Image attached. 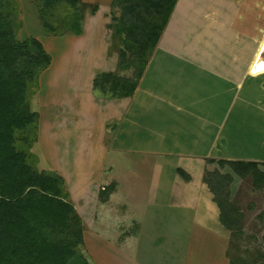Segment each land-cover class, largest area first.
Wrapping results in <instances>:
<instances>
[{"label": "rangeland", "instance_id": "rangeland-1", "mask_svg": "<svg viewBox=\"0 0 264 264\" xmlns=\"http://www.w3.org/2000/svg\"><path fill=\"white\" fill-rule=\"evenodd\" d=\"M80 1L86 5L81 36L47 35L38 14L35 16L32 13L30 7L35 8V5L28 3H24L25 5L22 7L19 4L20 16L16 27L18 38L21 41L36 36L44 30L46 35L44 46L53 59L51 66L40 75L39 88L30 98L32 111L39 115L37 141L32 148V153L37 160L36 167L39 171L54 172L64 179L69 201L74 205L84 225V243L79 248V253L90 264H112L111 261L113 260L114 263L115 260L112 255L116 250L122 251L123 254L134 260L135 246L133 242H136V237L140 234V230H137L138 226L131 224L132 219L122 221L125 217H119V214L126 212V206H123L120 198L121 192L126 194V186H122L123 190L121 191L120 185L112 182L114 176L117 175L113 165L106 164L108 158L103 156V152L100 155L103 159L100 161L96 159L94 162L95 169L97 168L96 172L102 168L97 167L100 163L106 164L99 176V183H82L78 174L84 172L87 167L86 163L89 161L87 155L91 154L89 152L90 143L94 144L92 140H103L100 125L106 120V117L101 113L100 108L98 110L95 108L91 99L92 95L99 96L101 94L100 92L95 93L94 90L96 78L102 74L132 77L133 71L121 68V51L124 44L123 38L118 32L119 25L114 19L119 16V11L113 7L114 0H101V3ZM17 2L21 3L20 0ZM99 6L103 7L98 13L101 16L91 18L98 16L96 14ZM95 7H98L96 12L93 10ZM86 18H88L87 21ZM91 19L100 20L92 21ZM102 19H106V22H103ZM170 19L174 22L171 28L172 39L167 40L168 36L165 38L162 34L148 65L156 64L160 58H166L171 54L172 66L179 70L180 75L186 74L188 78L195 75L191 78L194 83L193 87L201 86L203 88L206 86L208 91L216 93L217 89H221L220 85H224L225 112L230 116L229 118L226 116L224 139L219 141L218 151L213 154V157H219L220 160L210 158L207 162L212 159L221 161L223 158L229 157L235 159L230 161L258 162L262 164L260 168L264 171V0H178ZM209 19H213V21H209ZM215 19H219L216 22L219 25L220 23L230 24L229 21H232L229 26L235 25L240 20L238 22L241 27L240 36L245 39L241 40L239 45H234V41H232L230 49L227 47L225 49V46L228 45L227 42L217 39L213 33ZM211 40L219 42L215 51L220 56L211 57L212 55H210V58L213 65L218 64L220 68L225 69V73H223L225 78L223 79H219L221 77L218 78V76L205 78V74L202 72L204 68L201 63L204 61V57L209 60L206 53L208 52L207 43ZM182 48H187L190 52L200 49L199 51H202L203 54L184 55L188 51ZM218 48L224 50L221 52ZM171 50L172 53L169 52ZM118 59L119 69L117 66L111 65L109 68L106 66L108 69H116L115 72L96 75L105 70L106 63L114 65L117 61L118 64ZM252 61L254 66L250 67ZM198 62H201L200 65ZM211 91H209V95H213ZM233 101L234 104L238 101V104L227 109ZM208 106L209 108L215 106L213 97H209ZM144 110H146L143 113L144 116L149 117L151 121L157 123L158 121L154 117L160 118L159 127L161 129L167 127L169 109L166 104L160 105L157 101L147 100ZM77 115L79 119L75 118ZM71 128L74 129L73 132ZM109 128L112 131L111 126ZM220 129L221 127H219ZM68 138H74L71 140L70 146L67 143ZM101 140L97 143H102ZM72 142L74 144L71 146ZM91 152L94 153V151ZM123 154L121 157L125 158ZM139 157L141 156L135 155L132 156V159H140ZM74 162L81 164L80 167L75 166ZM201 167L188 172L189 174L178 169V174L186 181H191L193 174L198 177L195 183L187 182L186 188H197L200 191L202 184L207 186L205 180L209 176L208 171L215 169L213 167L209 169L207 164L204 169ZM217 167L218 165H216ZM181 171L189 178L186 179ZM95 177L96 174L93 178ZM145 177L149 178L150 174L146 172ZM109 185H113V189L109 192V196L106 194L105 200L102 202L100 192ZM144 186H148V184H134L132 187L128 184L127 191L136 193L137 188ZM207 188L209 190L206 192L208 201L209 199L214 201L213 193L208 186ZM148 192L150 191L147 188L142 189L140 195H143V199L145 198L150 207L149 203L152 204L153 194L148 199L146 196ZM228 192L243 217L240 223L242 234L235 231L229 234L230 238L238 244L237 260H228L226 264H261L264 259V186L258 190L254 186L252 176L247 178L234 176ZM107 197V200H110V208L105 210L100 205L106 201ZM95 205L98 209L97 215L94 212ZM216 205L215 207L219 209ZM141 208L143 209L140 211L145 210V206ZM151 209L148 208V210ZM195 229L196 236H194L192 255L190 256L192 262L199 259V254H204L207 260L216 257L218 255L217 248L209 240H206L205 243L200 241L203 234L197 231V226ZM95 234L105 241L102 244L94 242ZM176 240H180V238L178 237ZM176 240L172 238L174 243ZM104 242L112 246L113 249ZM124 260V257L121 258V262Z\"/></svg>", "mask_w": 264, "mask_h": 264}, {"label": "trees", "instance_id": "trees-1", "mask_svg": "<svg viewBox=\"0 0 264 264\" xmlns=\"http://www.w3.org/2000/svg\"><path fill=\"white\" fill-rule=\"evenodd\" d=\"M33 1L47 35L83 34L86 5L80 0ZM177 2L114 0L113 7L119 11L114 19L124 44L121 68L132 70L133 76L102 74L94 82L96 92L118 99L135 94ZM19 16L17 0H0V264H90L79 253L84 225L69 201L64 179L36 167L32 148L39 115L32 111L30 98L53 59L39 40H19ZM207 165L215 169L208 171L205 182L220 209L222 224L242 234L243 215L228 194L229 186L234 176H252L255 188L262 189V164L209 160ZM112 189H102V201Z\"/></svg>", "mask_w": 264, "mask_h": 264}, {"label": "crops", "instance_id": "crops-1", "mask_svg": "<svg viewBox=\"0 0 264 264\" xmlns=\"http://www.w3.org/2000/svg\"><path fill=\"white\" fill-rule=\"evenodd\" d=\"M82 1L85 3H101V0ZM20 2L21 7L26 3L35 5L33 0H20ZM30 8H32V13L36 16L38 14L36 5L35 8L32 6ZM101 8L103 7L99 6L96 15L100 13ZM86 13L89 14L87 11ZM100 16L91 18H99ZM91 20L94 21L95 19ZM97 20L100 19L95 21ZM102 20L106 22V19ZM217 20L219 19L214 21L213 33L217 39L227 42V46H225L226 43L223 44L225 49L226 47L230 49L232 41H234V45H239L240 41L245 39L240 36L241 27L238 25L240 20L233 26H229L232 21H229L230 24L223 25L220 23L219 25V23H216ZM209 21H213V19H209ZM172 23L174 22L170 19L163 33V37L166 38L168 36L167 40L172 37ZM249 32H251L250 29ZM31 38L39 40L44 45L46 35L43 30ZM207 45L208 52L206 56L209 57V60H206L203 55L204 61L202 63L198 62L199 65L201 63L205 70L202 71L205 74V78L207 76L221 77L219 79L225 78L223 74L225 69L220 68L218 64L213 65L210 58V55H212L211 57L220 56L215 51L217 50V45H219L218 40H215V42L211 40ZM182 49L188 51L187 48ZM218 49L221 52L224 50L222 48ZM199 50H191L192 53L188 51L184 55L203 54ZM169 52L172 53V50ZM169 55L166 58H160V61L158 60L156 64L153 63L147 66L134 96L123 99L100 96L101 94H99L100 97L91 96L93 105L97 110L100 108L106 120L100 125L103 132V137L101 135L103 140H99L102 143H97L99 141L97 139L92 140L94 144L90 143V150L94 151V153L89 150L91 154L87 155L89 157V161L86 163L87 167L84 172L78 174L80 182L88 184L99 183L102 168L106 164H112L117 175L116 177L114 176V180L111 179L112 182L120 185L119 189L121 191L123 190L122 186H126V194L120 191V198L123 206H126V212L119 214V217H125L122 221H130L129 219H132L131 224L138 226L137 230H140L139 236L136 237V242H133L135 246L134 260L123 254L122 251L120 253L116 250L112 255V258L115 259L114 263L113 260L111 261L112 264H226L228 260H237L238 244L234 242V239L230 238L229 234L231 231L227 230L222 224L220 209L215 207L216 204L212 199L208 201L206 192H209V190L207 186L202 184L200 191L197 188H186L187 182L195 183L198 177L193 174L191 181H186L178 174V169L188 173L195 171L199 166L204 169L207 160L210 158L219 159V157H213V154L218 151L219 141L222 138L224 139V125L226 118L230 116L226 115L225 112L224 85L221 84V89H217L216 93L209 90L213 95H209L208 88H205L206 86L203 88L194 86V88L191 78L195 75H191L192 77L190 78L186 74L180 75L179 70L172 66V55ZM111 65L117 66L119 69V59L118 64L117 61L114 65L113 63H106L105 70L95 74L115 72L116 69H108ZM210 82L212 83V81ZM190 86L192 87L190 88ZM95 93L97 92L95 91ZM209 97H213L215 100V106L212 108L208 106ZM145 98L157 101L160 105H167L169 122L166 124L167 127L165 129L159 127V117H154L158 121L156 123L151 121L149 117L144 116L143 113L146 111L144 110V105L145 101H147ZM235 103L233 101L227 109L237 105L238 101ZM75 118L79 119L78 115ZM110 126L112 131L109 128ZM219 127H221V131ZM71 130L73 132L74 129L71 128ZM73 139L68 138L67 143L69 146ZM73 144L72 142L71 146ZM102 152L104 153L103 156L108 158V163L103 165L100 163L97 167L102 168L98 169L97 173L94 162L96 159H99V161L103 159L100 156ZM126 153L132 155H127ZM121 154L125 158L121 157ZM135 155L141 156L139 157L140 159H132V156ZM222 160L230 161L235 159L228 157ZM79 162L81 163V161ZM74 163L77 167L81 165L78 162V164ZM146 172L150 174L147 179L145 177ZM94 174H96L95 178H93ZM128 184L131 187L134 184H148V186L139 187L136 193H132L127 191ZM146 188L150 191L146 195L148 199L153 194L152 204L149 203L150 207L147 205L145 198L143 199V195H140L142 189ZM107 199L108 197L100 205L105 210L110 208V200L108 201ZM142 206H145L144 211H140L143 209L141 208ZM148 208L152 209L148 210ZM97 210V205H95V215H97ZM196 226L198 227L197 231L203 234L200 237V241L205 243L206 240H209L217 248L218 255L211 260H207L204 254H199V259L194 262L191 260L190 256L192 255L194 236H196ZM178 237L180 240H176ZM172 238L176 240L175 243ZM103 241L105 239L95 234L94 242L102 244ZM108 247L113 249L110 245ZM129 251L132 250L129 249ZM130 256L133 257V255ZM123 257L125 260L121 262ZM262 261L261 264H264V259Z\"/></svg>", "mask_w": 264, "mask_h": 264}, {"label": "bare ground", "instance_id": "bare-ground-1", "mask_svg": "<svg viewBox=\"0 0 264 264\" xmlns=\"http://www.w3.org/2000/svg\"><path fill=\"white\" fill-rule=\"evenodd\" d=\"M257 54V53H256ZM256 54H255V56H254V59H255V57H256ZM254 61V60H253ZM253 61H252V63H251V65H250V67H253L254 65H253Z\"/></svg>", "mask_w": 264, "mask_h": 264}]
</instances>
